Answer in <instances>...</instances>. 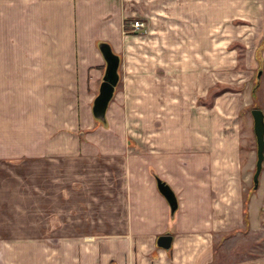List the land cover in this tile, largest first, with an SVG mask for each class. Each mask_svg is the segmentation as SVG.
<instances>
[{
	"label": "crops",
	"instance_id": "0c3cea01",
	"mask_svg": "<svg viewBox=\"0 0 264 264\" xmlns=\"http://www.w3.org/2000/svg\"><path fill=\"white\" fill-rule=\"evenodd\" d=\"M217 1L214 21V0H0V264H264V201L252 218L264 185L247 223L236 120L183 91L198 84L183 71L213 70L212 51L186 45L199 21L205 36L230 17ZM100 41L120 70L142 55L120 72L107 124L93 113ZM150 69L165 73L135 77ZM154 173L177 195L173 217ZM167 233L169 249L157 244Z\"/></svg>",
	"mask_w": 264,
	"mask_h": 264
},
{
	"label": "rangeland",
	"instance_id": "374dc122",
	"mask_svg": "<svg viewBox=\"0 0 264 264\" xmlns=\"http://www.w3.org/2000/svg\"><path fill=\"white\" fill-rule=\"evenodd\" d=\"M214 2L216 8L215 12H213V16L215 14V18L213 17V19L216 21L217 3L219 2L217 0H214ZM225 6L226 5H224V7ZM228 8L230 17L225 19L223 23H214L213 28H210V24L207 34L205 32V36H202L204 29L201 30L200 28L203 22L199 21L197 29L198 39L196 42L186 45V47L193 45L199 50L206 48L210 52L212 51L214 67L211 71L201 68L196 72L183 71L181 77L184 84L194 77L198 81V84L195 86L192 82L190 86H183V91L188 90V92L185 94L182 91V94L187 95L186 98L189 99L199 96L197 102L198 106L210 108L218 105L221 109H225L226 112H229L231 118H235L233 120H236L235 127L239 132L238 142L240 144L243 159H245V167L250 170V177L247 181L248 190L254 183L253 175L256 169L258 146L254 130L252 109L259 107L264 111V0H229ZM237 12L240 14V17H238L239 14H237ZM198 18L204 20L202 15H199ZM149 41L150 44L144 42V46L149 48V54L143 56V58L146 63L149 62V64L155 65L158 64L159 59L156 49L158 42L153 36H151ZM260 41H262V50L259 49ZM166 42H173V40L170 39ZM182 42L184 43L183 40ZM120 57L122 56L120 55ZM123 59L125 63H123L121 70L119 68V73L122 72L125 76L124 78L131 77L133 71L129 70V68L132 63L133 65L141 63L142 55H138L135 52L132 55H123ZM200 62L199 60V63ZM259 71H262L260 77L257 76ZM134 73L135 77L138 79H140L143 74L146 79L156 80L165 72L150 69L149 71H137ZM204 82H208L212 85L209 86L208 93L201 96V93L207 90V85ZM258 82L259 88L256 92L257 97L255 98L253 96V88ZM219 97L222 98L220 99L221 103L218 102ZM201 99L204 102H201ZM233 105H235L236 108ZM260 181L263 186L264 170L261 172ZM255 200L252 206L253 220L257 219V208L260 206L261 202L264 201L263 190Z\"/></svg>",
	"mask_w": 264,
	"mask_h": 264
},
{
	"label": "water",
	"instance_id": "95a60500",
	"mask_svg": "<svg viewBox=\"0 0 264 264\" xmlns=\"http://www.w3.org/2000/svg\"><path fill=\"white\" fill-rule=\"evenodd\" d=\"M100 50L106 60L105 73L100 85V90L96 96L93 104V113L95 118L102 122H107V110L109 104L115 94L116 87L120 81L119 67L121 64L120 55L114 51L112 46L108 44H101ZM262 71H259L260 77ZM254 118V130L257 139V162L256 169L253 175V181L256 188L260 184V175L263 170L264 163V111L255 107L252 109ZM157 184L161 193L166 197L171 208V216L175 215L178 208V199L172 188L161 178H157ZM173 242L172 234H162L157 239V244L163 248L169 249Z\"/></svg>",
	"mask_w": 264,
	"mask_h": 264
},
{
	"label": "trees",
	"instance_id": "16d2710c",
	"mask_svg": "<svg viewBox=\"0 0 264 264\" xmlns=\"http://www.w3.org/2000/svg\"><path fill=\"white\" fill-rule=\"evenodd\" d=\"M108 44V42H105V41H100L99 42V48H100V45L101 44ZM259 49L260 50H262L263 48H262V46L260 45L259 46ZM261 69V68H260ZM262 70V69H261ZM258 76V75H257ZM258 80V79H257ZM258 88H259V82L258 83H256V86L253 88L254 90H253V96L256 98L257 97V95H256V92H257V90H258ZM219 93V92H218ZM201 102H204V101H202V99L200 100ZM102 122V121H101ZM103 124H107V122H102ZM155 174V176H156V178H160L159 176H157L156 175V173H154ZM257 188L255 187V185H254V183H253V186L250 188V190H249V194L246 196V198H245V214H246V220H247V223H248V202H249V199H250V195H251V193L252 192H254L255 190H256Z\"/></svg>",
	"mask_w": 264,
	"mask_h": 264
},
{
	"label": "built area",
	"instance_id": "2783aa9c",
	"mask_svg": "<svg viewBox=\"0 0 264 264\" xmlns=\"http://www.w3.org/2000/svg\"><path fill=\"white\" fill-rule=\"evenodd\" d=\"M129 25H130L133 29H139V28H141V27L144 26V23H143L142 21H140V20L135 19V20L131 21V22L129 23Z\"/></svg>",
	"mask_w": 264,
	"mask_h": 264
}]
</instances>
